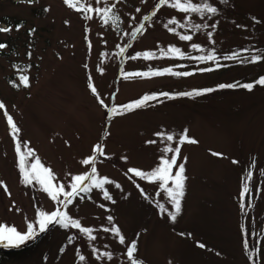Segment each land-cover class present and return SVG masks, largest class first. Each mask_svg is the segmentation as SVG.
Wrapping results in <instances>:
<instances>
[{"label":"rangeland","instance_id":"1","mask_svg":"<svg viewBox=\"0 0 264 264\" xmlns=\"http://www.w3.org/2000/svg\"><path fill=\"white\" fill-rule=\"evenodd\" d=\"M112 2L115 0H105ZM208 2L218 9L211 18L191 14L189 19H182L186 14L168 6L157 10L158 0H119L116 12L120 20L113 26L104 25L95 15L85 19L65 0H37L33 4L0 0V28L12 29L0 32V43L7 45L0 50V100L20 129L14 137L5 109H0V181L10 192L0 187V224L25 232L28 223L39 227L38 211L60 209L79 219L82 226L93 228L96 236L90 241L77 229L51 225L39 234L41 238L30 254L0 264H129L126 246L132 240L137 241L136 256L143 264H250L243 246L245 238L255 250L257 264H264V86L256 85L251 91L217 87L252 83L264 76V60L249 63L223 59L233 52H241L242 58L253 53L264 55V0ZM85 3L103 6L95 0ZM153 11L156 16H151ZM145 15L150 19L143 20ZM173 17L185 25L206 23L209 27L194 32L178 28L180 34L193 35L192 41H181L164 27ZM140 23L145 29L132 39L131 33ZM16 25H21L19 30ZM33 28L36 31L30 34ZM209 31L213 33L211 40ZM192 43L200 44L204 51L191 48ZM125 45L129 46L120 54V47ZM170 45L179 47L184 58L144 59L141 55L132 59L145 51L159 57V50ZM213 50L218 61L195 59ZM217 62L224 66L216 68ZM168 67L194 74L128 79L123 75ZM201 68L214 70L203 72ZM21 75L29 77L28 87L20 83ZM90 83L107 107L99 104ZM205 87L215 90L202 96L175 95ZM159 93L174 98L152 101L123 115L108 111L145 94ZM184 129L198 143L181 146L177 164H185L187 179L181 212L172 221L157 207L164 204L174 210L167 194L158 184L127 170L154 169L163 149L176 147ZM157 132L173 134L176 139L161 140L154 135ZM17 139L34 150V157L55 174L54 183H64L66 190H70L71 176H90L92 166L97 169V178L106 177L112 183L105 189L82 193L83 200L77 197L65 209L37 183L23 182ZM149 140L157 142L146 143ZM95 145L102 146L103 155L94 152ZM21 150L27 151L24 147ZM171 155L167 153L169 158ZM93 156V165L82 164L83 159ZM249 171L252 178L247 180ZM243 180L250 189L243 201L245 235L240 210ZM104 190L112 200L103 196ZM113 224L121 229L125 245L103 230ZM69 236L74 237L71 244ZM8 248L19 247L0 246V254ZM93 248L112 253V260H97ZM81 254L85 262L79 261Z\"/></svg>","mask_w":264,"mask_h":264},{"label":"snow or ice","instance_id":"2","mask_svg":"<svg viewBox=\"0 0 264 264\" xmlns=\"http://www.w3.org/2000/svg\"><path fill=\"white\" fill-rule=\"evenodd\" d=\"M21 2H26L28 4H33L37 2V0H21ZM119 2V0H115V2L112 3H105V0H95V3L97 5H103L100 7H93L90 3H85V0H65V3L68 4L70 7L75 9L76 11L82 12L84 15V18L87 20L93 19V15L100 18L102 23L104 25H113L116 26L119 23L120 17L116 12V4ZM223 2H227V0H223ZM162 6H168L172 9L177 10L180 13L186 14L182 19H189L191 14H198L200 17L208 16L211 18L214 16L218 9L217 7L213 6V4L209 3L208 0H202V2H193V0H158V3L155 5V8L159 10ZM47 10V9H45ZM137 12L140 11L138 8L136 10ZM157 12L153 11L151 13V16H156ZM150 19V16L145 15L143 17V20L147 21ZM67 23V21H66ZM218 23V22H217ZM174 25V26H170ZM17 30L20 29L21 25L15 26ZM164 27L167 29L168 32L178 35L179 40L181 41H192L193 35L192 34H180L177 29H184L187 28L189 30L198 31L202 28L206 29L209 27L208 24H193L189 22L187 25L181 23L178 21L175 17L168 20L167 23L164 24ZM212 28L216 27V24L211 25ZM145 29L144 23H140V25L134 29V31L131 33L132 39H135L137 34H142ZM12 29L5 27L0 28V32L2 33H8ZM36 31L35 28L30 29L29 33H34ZM127 35V33H126ZM213 33L211 31L207 32V36L209 40H211ZM215 43L214 41H212ZM129 45H125V47H120L119 53L123 54L126 50V48ZM7 47L6 44L0 43V50L5 49ZM89 48L91 49V42L89 41ZM191 48L199 50L201 52L204 51V49L201 47L200 44L192 43ZM160 56L157 57L156 53L145 51L143 53H137L136 56H133L132 59H136L137 57L143 56L144 59H156V58H172V57H180L184 58L185 53L181 51L179 47L176 46H168L167 49H160ZM243 52H248V49H243ZM31 55V53H29ZM197 61H218L219 57L217 56L216 52L210 51L207 55H199L195 57ZM224 60H238L242 59L243 62H249V63H258L262 60H264V55L260 54H251L247 57H241V52H233L231 55H225L223 57ZM224 65L220 63H216L215 67L220 68ZM87 67V66H86ZM101 72H103V69H99ZM213 68H201L199 71L207 72V71H213ZM165 74L173 75V76H191L194 73L190 71H173V68L168 67L164 68L162 70H149L144 72H135V73H123L124 78L128 79L133 76L141 77V78H150V77H157V76H163ZM20 83L24 87L29 86V77L27 75H21L20 76ZM256 85L264 86V76L260 77L253 83H245V84H220L217 87L218 88H233V87H242L245 89H248L251 91ZM91 92L97 96L98 102L101 106L107 107L105 104V101L103 99L99 98V93L97 92V89L95 85L89 84ZM215 89L208 88L203 90H194L192 92H184V93H177L175 95L179 96H193V95H201L205 92H212ZM167 97V98H174L173 95L169 93H159V94H145L142 98L132 101L128 104L121 105L119 108L113 107L112 113L115 115H123L128 112H132L136 109L142 108L147 106L148 102L151 101H157L162 102L159 100V97ZM0 109H5V116L8 122V125L10 126L11 132L14 137H17L20 129L17 127L15 122L13 121V118L7 114V110L5 108V105L2 101H0ZM155 136L159 137L161 140L172 142L176 137L173 134H167L164 132H157L154 134ZM156 140H149L146 141L148 144H154L156 143ZM185 143H191L196 144L198 141H196L194 138H191L188 135V130L184 129L183 133L179 136L178 142L176 147L172 146H166L163 149L162 155L159 158V164L151 171H142L136 168H129L127 171L128 173L133 174L135 177H140L145 181H150L153 183L158 184V187L162 189L168 197L169 204L172 205V208L174 210L170 211L167 207H165L164 204H158L157 207L159 208L160 212L162 214H167V216L172 220L175 221L177 216L181 212V201L185 195V181L187 179L185 175V164L183 162L177 164L178 159L180 158L181 154V146ZM22 147L26 148L27 151H22ZM16 152L19 156V169L20 173L23 177V182L26 185H32L33 182L37 183L41 186L42 190L48 194V196L53 201H58L65 209L68 208L69 205H72L74 200L79 197L81 200H83L85 197L81 194H88L91 193L93 188L95 189H105L106 184L112 183L109 181L106 177L97 178L96 173L97 169L95 166L91 167V175L88 174H81V175H74L71 176V183L68 185V189L66 190V186L64 183H54L56 177L53 171L50 168L45 167L42 163L39 157H34V150L31 148H27L26 142H21L19 139H17L16 143ZM94 152H99L101 155H103V150L101 145H95L94 146ZM167 153H172L171 157L169 158L167 156ZM214 156H222V153H212ZM33 158L32 161H30L28 158ZM185 161L187 160V157L183 158ZM95 157H89L82 160V164L84 165H93L94 164ZM236 163V161H233ZM176 169L175 173L173 174V169ZM252 178V172L249 171L247 174V180H250ZM85 181H90L91 183H85ZM0 187H3L6 192H8L7 185L0 181ZM116 187H120L118 184ZM139 187V186H137ZM143 192V189H141ZM250 191L247 182L244 183L243 189L240 193L241 197V210L244 209V197L246 194H248ZM10 195V192H8ZM103 196L107 200H112L111 195L107 190L103 191ZM63 197V199H61ZM114 202V201H113ZM103 207V205H101ZM38 220L37 223L39 227H35L33 223L27 224V230L25 232L19 231L14 226H7L4 224H0V246L3 247H20L22 245H25L29 241L35 240L40 233L45 232L49 226L51 225H57L60 226L63 229H77L80 233L84 234L90 241H94L96 239V236L93 235L94 229L91 227H85L82 226L81 221L79 219L73 218L67 211H61L60 209H56L54 211L46 212V211H38L37 213ZM109 221L113 220V217L109 216L107 217ZM106 232H111L115 236L118 237L119 243L121 245L126 244L125 236L121 234V229L113 224V226L109 228L103 229ZM183 235V233L181 234ZM74 240L73 236H69L68 243H72ZM245 243H247L245 241ZM200 247H205L203 244L199 245ZM63 251V249H61ZM77 251H79L77 249ZM138 251L137 241L132 240L131 242L127 243L126 246V257L129 262V264H143L142 260H139L136 256V253ZM92 255L96 257L97 260H100L102 258H107V260H112V253L107 251H99L96 248H93ZM78 259L81 262L86 261V257L84 255H78Z\"/></svg>","mask_w":264,"mask_h":264},{"label":"trees","instance_id":"3","mask_svg":"<svg viewBox=\"0 0 264 264\" xmlns=\"http://www.w3.org/2000/svg\"><path fill=\"white\" fill-rule=\"evenodd\" d=\"M255 81L256 80H253L252 83L255 82ZM244 82H240V83L242 84ZM203 89H208V88H206V87L205 88H198V90H203ZM207 93L208 92H205V93L201 94L200 96L205 95ZM193 96H195V95H193ZM138 99H140V98H138ZM138 99H134L132 101H135V100H138ZM167 99L169 100L170 98L163 97V96H160L159 97V100L160 101L167 100ZM132 101H130V102H132ZM130 102H127V103H124V104H128ZM151 102H148V104L151 103ZM124 104H118V105H115L113 107L119 108L121 105H124ZM113 107H110L108 109V111L112 113V108ZM139 109H141V108H139ZM128 113H130V112H128ZM243 186H244V184H242V189H243ZM240 210H241V206H240ZM241 222H242L241 227H243L242 232H243V235H245L246 234V229H245V214H244V209H243V211L241 210ZM40 238L41 237L39 236L35 240L31 241L29 244H27L25 246H22V247H19V248H8V249L4 250L0 254V262L6 261L7 259H17V258H21V257L27 256L28 254L31 253V251L33 250V248H35V245L38 243V241L40 240ZM245 241L247 243L244 242V245L243 246H244L245 253L247 254V256L249 258L250 264H257V256H256V253H255V250L250 246V244L248 243V241L246 240V238H245Z\"/></svg>","mask_w":264,"mask_h":264}]
</instances>
